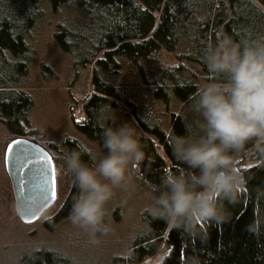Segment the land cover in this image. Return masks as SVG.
Segmentation results:
<instances>
[{
	"label": "trees",
	"instance_id": "obj_1",
	"mask_svg": "<svg viewBox=\"0 0 264 264\" xmlns=\"http://www.w3.org/2000/svg\"><path fill=\"white\" fill-rule=\"evenodd\" d=\"M44 7L58 17L53 37L59 48L74 64L92 65L91 92L84 98L81 119L74 121L75 129L102 148L104 127L115 124L107 113L122 104L141 132L145 159L133 168L138 186L147 190L158 185L165 172L187 168L172 153L171 134H183L186 123L194 119L187 104L198 86L192 70L164 65L159 50L198 66L207 80L204 53L219 32L236 39L247 33L264 35V0H0V123L8 141L26 137L44 143L51 157L52 151L79 149L81 143L68 138L59 145L48 144L30 128L33 99L20 79L29 72V38L43 20ZM82 159L91 163L93 156L83 151ZM237 167L244 183L235 202L224 201L228 219L201 220L203 232L191 237L147 212L142 233L131 240L124 257H113L111 264L140 263L163 241L171 251L160 264H189L193 256L200 264H264V228L258 234L247 230L254 217L264 216V158L242 156ZM76 192L71 186L51 224L67 218ZM17 264L78 263L52 250L36 249L20 256Z\"/></svg>",
	"mask_w": 264,
	"mask_h": 264
},
{
	"label": "clouds",
	"instance_id": "obj_2",
	"mask_svg": "<svg viewBox=\"0 0 264 264\" xmlns=\"http://www.w3.org/2000/svg\"><path fill=\"white\" fill-rule=\"evenodd\" d=\"M210 77L197 86L188 109L195 114L183 134H171L172 153L187 168L165 172L150 185L145 207L154 217L191 237L201 235L199 222L228 219L224 201L235 202L244 179L237 161L242 156L264 158V35L247 33L239 39L223 31L204 53ZM92 153L91 163L82 152ZM145 159L140 130L132 121L106 126L102 148L95 142L63 150L60 173L77 189L67 220L98 244L113 231L106 205L116 190L136 185L135 169ZM259 214L247 225L258 234ZM161 253L140 264H159ZM189 264H200L197 257Z\"/></svg>",
	"mask_w": 264,
	"mask_h": 264
},
{
	"label": "rangeland",
	"instance_id": "obj_3",
	"mask_svg": "<svg viewBox=\"0 0 264 264\" xmlns=\"http://www.w3.org/2000/svg\"><path fill=\"white\" fill-rule=\"evenodd\" d=\"M44 14L43 20L35 25L29 38V72L20 79V84L33 99L29 114L30 128L45 143L59 145L69 138L90 144L92 141L75 129L74 121L81 119L84 98L91 92L92 65H79L71 61L53 37L58 17L52 15L46 7ZM159 58L166 66L181 64L192 70L197 76L198 85L206 80L199 73L198 66L177 59L163 48L159 50ZM107 115L115 124L123 120L133 122L119 102L117 110ZM146 136L153 143L157 142L154 136ZM8 140L6 129L0 123V264H17L20 256L36 249L52 250L78 264H111L113 257H124L127 249H130L131 240L145 228L143 215L149 212L145 207L148 190L142 189L140 184L138 186L137 181L135 187L127 191L117 189L113 199L106 205L113 231L99 236L98 244H91L86 233L73 226L67 218L55 225L51 224V219L63 206L72 186L68 177L59 171L62 152L52 151L57 181L56 197L36 220L22 222L15 210L11 183L4 163ZM42 147L46 149L47 145L43 143ZM111 214L113 217L119 215V218L114 219ZM168 247L165 241L160 244L157 251L161 253L160 257L165 255Z\"/></svg>",
	"mask_w": 264,
	"mask_h": 264
},
{
	"label": "water",
	"instance_id": "obj_4",
	"mask_svg": "<svg viewBox=\"0 0 264 264\" xmlns=\"http://www.w3.org/2000/svg\"><path fill=\"white\" fill-rule=\"evenodd\" d=\"M13 140L23 141L24 143L14 144L10 150L8 145L12 144ZM21 148H26L32 153L29 157L31 163L25 162L27 167H22L21 161L17 158L19 149ZM43 152H46L51 157L50 153L44 147L26 137H19L10 140L5 148L4 163L11 183L15 201V210L19 219L25 223H30L36 220L41 212L53 201L51 173H49V183L47 185H45L38 177L31 174H25L29 172V169L34 170L43 166V161L41 159ZM6 157L7 162L5 159ZM49 167H54L53 159Z\"/></svg>",
	"mask_w": 264,
	"mask_h": 264
},
{
	"label": "snow or ice",
	"instance_id": "obj_5",
	"mask_svg": "<svg viewBox=\"0 0 264 264\" xmlns=\"http://www.w3.org/2000/svg\"><path fill=\"white\" fill-rule=\"evenodd\" d=\"M23 141H19V140H13L12 144H9L8 147L11 150L12 146L14 144H23ZM27 153V154H26ZM32 155V153L27 150L26 148H21L19 149L18 152V156L17 158L21 161V166L22 167H27V164L25 162L31 163L29 157ZM6 162H7V157L5 158ZM41 159L43 161V166L40 168H36V169H29L28 173H25L26 175H33L35 177H38L45 185H47L49 183V173H51V191H52V199H55L56 197V187H57V181H56V172H55V168L54 167H49L52 163V158L46 153L43 152L41 155ZM246 168H250L251 165H246ZM171 251V249H169V252ZM168 253H165V255H167ZM163 257H160V260H162ZM160 264V261H159Z\"/></svg>",
	"mask_w": 264,
	"mask_h": 264
}]
</instances>
